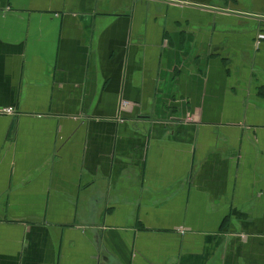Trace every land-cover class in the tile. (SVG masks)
<instances>
[{
	"label": "crops",
	"instance_id": "crops-1",
	"mask_svg": "<svg viewBox=\"0 0 264 264\" xmlns=\"http://www.w3.org/2000/svg\"><path fill=\"white\" fill-rule=\"evenodd\" d=\"M261 33L264 0H0V264H264Z\"/></svg>",
	"mask_w": 264,
	"mask_h": 264
},
{
	"label": "built area",
	"instance_id": "built-area-1",
	"mask_svg": "<svg viewBox=\"0 0 264 264\" xmlns=\"http://www.w3.org/2000/svg\"><path fill=\"white\" fill-rule=\"evenodd\" d=\"M259 39L264 38V34L261 33L258 35ZM130 103H128L127 101H121V103L119 104V110H123L126 109L129 106ZM12 112H14V109L12 107H4V108H0V113H5V114H11Z\"/></svg>",
	"mask_w": 264,
	"mask_h": 264
}]
</instances>
